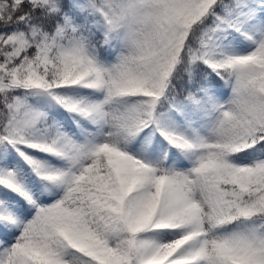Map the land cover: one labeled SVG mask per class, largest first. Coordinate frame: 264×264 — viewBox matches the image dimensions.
<instances>
[{"label":"snow or ice","instance_id":"snow-or-ice-1","mask_svg":"<svg viewBox=\"0 0 264 264\" xmlns=\"http://www.w3.org/2000/svg\"><path fill=\"white\" fill-rule=\"evenodd\" d=\"M0 264H264V0H0Z\"/></svg>","mask_w":264,"mask_h":264}]
</instances>
